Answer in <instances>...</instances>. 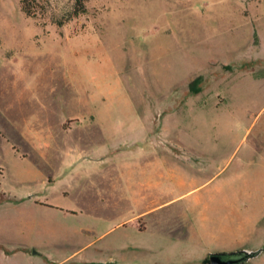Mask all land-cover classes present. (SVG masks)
Segmentation results:
<instances>
[{"label":"rangeland","instance_id":"374dc122","mask_svg":"<svg viewBox=\"0 0 264 264\" xmlns=\"http://www.w3.org/2000/svg\"><path fill=\"white\" fill-rule=\"evenodd\" d=\"M76 1L0 0V242L32 246L12 264L264 248L263 1Z\"/></svg>","mask_w":264,"mask_h":264},{"label":"crops","instance_id":"0c3cea01","mask_svg":"<svg viewBox=\"0 0 264 264\" xmlns=\"http://www.w3.org/2000/svg\"><path fill=\"white\" fill-rule=\"evenodd\" d=\"M90 142L88 141L87 144H83V145H77V147H69L68 151L71 155L74 154H78V155H83V158L80 160H84L87 157V150L89 149L90 146ZM96 151H101V149L99 148H94ZM57 152H59L60 148H56ZM104 153V152H103ZM105 154V153H104ZM77 159V158H76ZM76 159H71V161L66 164L67 168H65L64 170H62L61 172H59L56 175L50 174L47 178H45V180L47 179L48 184L50 183H55L56 181H59L60 179H67V180H72V179H76V175L78 174V171L76 170V165L78 164L79 161H77ZM54 167H56L54 165ZM84 169H86V167H84ZM89 172V171H88ZM114 184V190L113 193H118V190L116 189L117 187V181H112ZM100 197H106V190H105V185H103L102 189H100ZM2 193V194H1ZM67 193V192H66ZM111 193V191H110ZM37 197L35 199H32V196L30 197V203H33L34 205H43V204H48V199L41 197L39 194H36ZM0 199L1 200H5V201H9L11 203H17L19 202V200L16 197H11V196H7L3 190L0 189ZM20 200H24L26 201V197L25 198H19ZM0 200V201H1ZM137 216V215H136ZM134 216V217H136ZM32 251V246H21L19 244H14L12 246H6L4 245V243L0 242V264H12V262H15L17 260H19L21 258V256H25V254H28V252ZM86 264H103V262H97V261H89L86 262Z\"/></svg>","mask_w":264,"mask_h":264},{"label":"water","instance_id":"95a60500","mask_svg":"<svg viewBox=\"0 0 264 264\" xmlns=\"http://www.w3.org/2000/svg\"><path fill=\"white\" fill-rule=\"evenodd\" d=\"M263 251L264 248L213 251L209 253V264H243L258 257Z\"/></svg>","mask_w":264,"mask_h":264},{"label":"trees","instance_id":"16d2710c","mask_svg":"<svg viewBox=\"0 0 264 264\" xmlns=\"http://www.w3.org/2000/svg\"><path fill=\"white\" fill-rule=\"evenodd\" d=\"M27 0H24V10L29 14L31 13V9L30 7L28 6V4H25ZM85 9V0H77L76 1V13H79V12H82L84 11ZM202 80V76H198L196 79H194L191 83H190V88L197 92L200 90V86H199V83L201 82ZM204 262H207L209 263V258H206L204 260Z\"/></svg>","mask_w":264,"mask_h":264},{"label":"built area","instance_id":"2783aa9c","mask_svg":"<svg viewBox=\"0 0 264 264\" xmlns=\"http://www.w3.org/2000/svg\"><path fill=\"white\" fill-rule=\"evenodd\" d=\"M263 1V3H264V0H262Z\"/></svg>","mask_w":264,"mask_h":264}]
</instances>
